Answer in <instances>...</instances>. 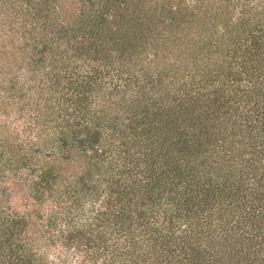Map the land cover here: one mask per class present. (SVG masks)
Wrapping results in <instances>:
<instances>
[{"label":"rangeland","instance_id":"rangeland-1","mask_svg":"<svg viewBox=\"0 0 264 264\" xmlns=\"http://www.w3.org/2000/svg\"><path fill=\"white\" fill-rule=\"evenodd\" d=\"M247 32L264 35V0H0V264L18 248L35 264H126L131 252L138 264H175L179 243L206 253L219 246L213 235L245 219L235 197L247 206L261 190L264 199L254 177L264 174V140L255 135L264 134V97H247ZM200 97H223L238 125L223 123L232 119L222 111L201 115L208 101ZM188 131L213 144L210 173L187 171L194 153L170 143ZM123 132L136 136L128 159L114 148ZM150 172L162 187L157 202L145 198ZM171 176L179 184L172 210ZM195 179H224L231 196L223 202L236 208L222 215L230 222H216V205L200 214L195 199L184 204ZM220 245L221 263L237 264Z\"/></svg>","mask_w":264,"mask_h":264},{"label":"trees","instance_id":"trees-1","mask_svg":"<svg viewBox=\"0 0 264 264\" xmlns=\"http://www.w3.org/2000/svg\"><path fill=\"white\" fill-rule=\"evenodd\" d=\"M256 36L261 38L262 41L258 42L256 39ZM238 40H240L239 37L237 38V41ZM244 41L247 42V46H245V48H244L245 50H247L245 53H246V55H247V57L251 63V68L249 67L250 71L248 70L249 72H247V73H249V77H250V80L252 82L251 83L252 86L248 87L249 89L247 90V92H248L247 97L250 98V97H254V95H255L256 98L255 97L254 98L257 99L259 96L258 94H262L264 97V88L262 87L264 84V35L258 36L256 34H252L251 32H247V34L243 37V42ZM92 43H93V41H92ZM234 47H236V46H234ZM239 47L240 46H238L232 50V55L237 54V49ZM252 54L254 57L252 56L251 58H249L250 55H252ZM105 56H108L111 58V52L109 50H107ZM119 56H120V54H119ZM117 58H119V59H117ZM120 58H121V56L111 58V60H109V61H114V60L121 61ZM248 59L242 60L243 61L242 64L245 65L246 62L248 61ZM240 61H241V59H240ZM253 71H254V74L252 76ZM241 72H242L241 69H237L234 71V73L238 79H240ZM217 95H220V94L217 93ZM222 98L223 97L207 99V97H204V98L200 97L199 102L205 101V100H206V102L208 101V103H207L208 109L204 110L201 106H199L198 109L203 113L201 115H207L206 114L207 111H210L211 114L212 113L217 114L215 111H222V117L221 118L227 117L229 120L232 119L231 123L224 122L222 120L218 121L217 119L220 118L219 115L215 118H212V119L207 118L209 120L208 122L209 123L216 122V124H217V121L218 122L222 121L223 123L230 125L232 128H235L236 125H238V123L236 122V120L234 118V112H228V110L230 109V104L226 102L227 100H225V99L222 100ZM262 101L264 103V100H262ZM179 118L180 117H178V120H179ZM261 119L262 120L259 121L258 124L261 125L260 130L263 131L264 115H262ZM205 121H206V119H205ZM179 122L181 124L182 120ZM225 124H223V125H225ZM195 125H199V124H196V121H195L194 123L189 124V127L193 130L192 127H194ZM145 127H148V129H149V124H147ZM145 127H144V132H146ZM151 127L152 126H150V128ZM160 127L161 126L155 127V129H156L155 133H159V131L161 129ZM247 127L248 126H246V127L242 126V128H240L239 130L245 129ZM166 129H168V128H166ZM250 129H251V126H250ZM247 132H249V131H247ZM165 133H168V132L165 131ZM188 133H190L189 136L187 133H186L187 135L186 134L180 135V133H179V135H177L175 137V139L171 140L170 143L175 144L178 142H182L185 147H182L179 149L176 148L177 150L181 149L182 152L189 151V152L194 153L193 158H192L193 162H191V160H189V162L188 161L186 162L187 171L191 172V169L199 167V168H201L202 171L207 170V172L210 173V170L207 167L208 165H206L207 164L206 160H208V158L212 154H214V152H215V150L213 149V144L209 141V139H205V141H203L201 138H199L198 135L196 134V131H193V132L188 131ZM197 133H198V131H197ZM208 133H210V132L208 131ZM114 134H115L114 132L111 133V135H113V136H111V137H113L112 142L116 141V138H117V136ZM138 135L143 136V131L140 132V134H138ZM151 135L152 134H150V138H151ZM255 135L261 136L262 139L261 138L260 139L263 142V140H264V134L263 133H259L258 131H256ZM135 137L128 138L126 136V132H123L122 137L120 136V146L118 145L119 142L114 146V148L118 152H121L123 159H128V152H126V151H128L127 145H128V142H132V143L135 142ZM171 137H173V135ZM133 138H134V140H133ZM84 141L87 142V141H89V139L85 138ZM151 141L152 140L150 139V142ZM174 144H172V145H174ZM81 151H82V149L80 148L79 152L81 153ZM209 165H211L210 162H209ZM125 166L126 165L124 164V167ZM127 169H129V167ZM138 169L141 172V169L140 168H138ZM132 170L134 171L135 168L132 167ZM124 171H126V170H124ZM128 173H132V172H128ZM134 173H137V172H134ZM221 174L225 175L226 173L224 171H221L220 175ZM232 175L233 174H231L230 177H232ZM258 176L259 175H254V177H256V180H257L256 183L258 185V188L261 189V186H264V181H263L264 174L262 173L259 177ZM152 177L153 176H151V172H150V175L147 174L145 176V178L147 179L146 180V186L147 187H145L144 189H145V191H148V192H146L147 197H145V198H149L151 202L152 201L154 202V200H156V202H157L156 197L158 196V193L162 190V187H156V185H155L156 183L154 182L155 177H154V179ZM216 178H220L219 175ZM219 180H220V183L209 182L207 184H205L203 181H200V180H196V179L191 180V182H189V185H191L189 190L191 191L192 194L186 195V198L184 199L185 200L184 204L186 203L187 200L191 199L193 201L195 199L196 209L198 210V212L200 214L202 212H210V209H212L214 207V205H216L218 207V210L216 213L218 218H216V222L222 220V221H224V224H226L227 222H230V220L225 221L224 217H222V215H224V212H226V214L228 213L226 211L228 209L227 206H232L231 208H233V209H236L235 206H238V207H240L239 210L243 212V215H244L243 218H245L244 221L241 222L240 224H235L234 226H232L233 230H228V231L224 232V234L221 236L214 237L215 235H213V237H212L213 240H216L215 242L218 243L219 246H215V243L208 244L207 245V249L209 250L208 253L202 251L201 249H200V251L195 250L197 247L187 248V247H185V245H190V244L186 242V243L177 244L176 253L170 254V256L172 257V259H175V264H222L220 259L223 256H218L217 251H218V253L220 252V250L222 249L220 242L224 241L226 243V245L228 244V246H229V248H228V250H226V252L227 251H228V253L233 252V253H237L239 255L237 258L232 260V261L236 262L237 264H242V262L244 264H264V199L263 198L261 199V195H260L261 190H256V191L252 190L249 193V195H250L249 200L244 199V201L245 200L248 201V203H246L247 206H244L245 203L244 202L240 203L237 200L238 198L235 197L236 201H234V203L236 205L234 206V203L230 205L227 202H223V199L225 200V199L230 198L231 193L227 192V190L229 188H228V186L225 185V183L223 181L224 179L223 180L219 179ZM46 183L49 184L50 182L47 181ZM37 184H43V183L38 182ZM181 186H182V184H181ZM178 187H179V184L177 185L176 182L174 183L173 177H172L171 184L169 185V187H167V188L163 187V189L166 188L165 189L166 203L169 200H170V204L173 203L174 196L172 195V193L170 191L175 189V188H177V191H178L179 190ZM234 187H235V189L233 191L236 192L238 190V186H234ZM223 192H227V194H225V196H223ZM182 194L184 195V192H182ZM110 200H112V199H110ZM254 200L256 201V203H254ZM144 201L145 200L143 199V204L146 203ZM178 201L179 200L177 199V202ZM179 204L181 206H185L181 201ZM152 206L153 205L147 206L145 208V210L142 212H144L146 214L150 213L152 210L151 209ZM173 206H174V203L170 207L171 210L174 208ZM122 209H125V208H122ZM122 212H125V211H122ZM238 213L232 214L231 221H233V216L238 217ZM124 214L125 213L121 214V218ZM125 216H126V214H125ZM125 216H124L123 220L126 221ZM133 216H134V214L132 215V217ZM219 216H220V218H219ZM241 216H242V214H241ZM131 218H130V220H131ZM132 221H134V220H132ZM135 221H136V219H135ZM246 224H247V226H249V224H250V226L237 228V227H240V226L246 225ZM218 225H221V224H218ZM208 234H209V237L212 236L211 231L208 232ZM160 239H162V238H160ZM159 242H160V240H159ZM9 244H10V242H9ZM245 248H247V249L245 251H243ZM223 249H225V248L223 247ZM9 250H11V247H9ZM24 250H25V248H22L21 250H19V248H18L14 255L10 254L9 255V264H35L34 261H36L37 259H34L33 256H31V254L29 256H28V253L25 254L23 252ZM124 254H125L124 258H126L125 257L126 252H124ZM130 254H132V255L127 257L128 262L126 264H138L139 260H137L135 258L136 256H138V254L134 255L135 253H133V252H131ZM205 254L209 255V257L205 258ZM252 254H254L255 257H253ZM115 255L116 254H113V256H115ZM257 255H259V257ZM244 256H246V257L243 258ZM204 258H205V260H203Z\"/></svg>","mask_w":264,"mask_h":264}]
</instances>
